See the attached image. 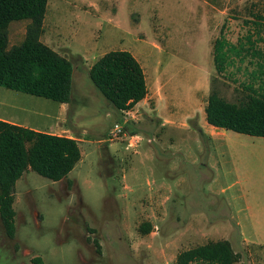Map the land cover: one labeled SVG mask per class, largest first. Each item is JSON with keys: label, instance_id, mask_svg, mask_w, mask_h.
I'll return each mask as SVG.
<instances>
[{"label": "rangeland", "instance_id": "374dc122", "mask_svg": "<svg viewBox=\"0 0 264 264\" xmlns=\"http://www.w3.org/2000/svg\"><path fill=\"white\" fill-rule=\"evenodd\" d=\"M258 15L264 0H48L40 41L72 63V103L62 112L0 87V117L75 138L83 159L60 182L28 171L16 183L17 230L8 238L0 219V264H175L223 240L236 264H264V138L203 134L212 93L240 106L264 99ZM31 24H9L8 49ZM111 51L137 58L149 87L123 114L89 77Z\"/></svg>", "mask_w": 264, "mask_h": 264}, {"label": "trees", "instance_id": "16d2710c", "mask_svg": "<svg viewBox=\"0 0 264 264\" xmlns=\"http://www.w3.org/2000/svg\"><path fill=\"white\" fill-rule=\"evenodd\" d=\"M48 0H0V87L45 98L58 104L72 103L73 66L40 41ZM264 23V15L256 16ZM30 20L26 38L8 49V27L13 21ZM217 44L220 45L219 41ZM221 51V50H220ZM215 49L219 73L224 62ZM93 85L122 113L133 109L148 94L146 75L128 51H111L89 70ZM208 124L215 128L264 138V99L251 98L247 105L229 103L212 93L205 108ZM82 154L76 139L39 132L0 120V219L6 236L16 234L15 186L28 171L60 182L75 169ZM140 231L152 232L144 223ZM43 264L41 258L33 259ZM236 264L229 241L211 242L180 253L175 264Z\"/></svg>", "mask_w": 264, "mask_h": 264}, {"label": "crops", "instance_id": "0c3cea01", "mask_svg": "<svg viewBox=\"0 0 264 264\" xmlns=\"http://www.w3.org/2000/svg\"><path fill=\"white\" fill-rule=\"evenodd\" d=\"M137 59V58H136ZM139 63L141 64V62L139 61ZM142 65V64H141ZM144 69V68H143ZM145 72V71H144ZM146 81H147V78H146ZM147 87H148V83H147ZM149 97V87H148V94H147V96H146V98L144 99V100H142L141 102H139L136 106H140V105H142L145 101H146V99ZM67 104H59V109L63 112V110H65V106H66ZM135 106V107H136ZM57 107V108H58ZM159 110V109H158ZM159 115H160V113H158ZM206 114V113H205ZM0 120H2V121H5V122H8V123H10V124H15V125H18V126H22V127H25V128H29V129H32V130H35V131H41V132H44L43 130H41L40 128H38V127H32L30 124H27V123H23V122H19V121H17V120H14L13 118H7V117H0ZM206 122H207V120H206ZM205 123V122H204ZM207 124H208V122H207ZM209 126H211L210 124H208ZM207 125V127L208 128H211V133L209 134V135H205V133H203L204 134V136L207 138V139H212L213 137L215 138V137H217V136H222V135H224L225 133H223V132H220V130H223V129H219V128H215V127H213V126H211V127H209ZM168 125H167V121H166V123L165 122H163L162 124H161V127H164V128H166ZM226 131V130H225ZM47 133V132H46ZM50 134V133H49ZM52 135H56V136H63V135H61V134H52ZM65 137H68V138H73V137H70V136H67V135H65ZM73 139H75V138H73ZM80 146V145H79ZM214 148L215 149V145H212L211 146V148ZM81 149V148H80ZM215 153H216V150H215ZM81 154H82V159H83V153H82V151H81ZM82 159H81V161H82ZM207 164H209V163H207ZM206 164V165H207ZM205 165V166H206ZM207 167H208V165H207ZM153 185L155 184V182H153L152 183ZM159 188H160V186H159ZM237 227L238 228H240L241 229V232H242V234H243V239H244V241H246V242H251V243H254L253 241H251V239L247 236V233H246V231L244 230V227L242 226V225H240V224H237Z\"/></svg>", "mask_w": 264, "mask_h": 264}, {"label": "built area", "instance_id": "2783aa9c", "mask_svg": "<svg viewBox=\"0 0 264 264\" xmlns=\"http://www.w3.org/2000/svg\"><path fill=\"white\" fill-rule=\"evenodd\" d=\"M122 130L123 128L120 125L116 124L111 134L115 137H118Z\"/></svg>", "mask_w": 264, "mask_h": 264}]
</instances>
